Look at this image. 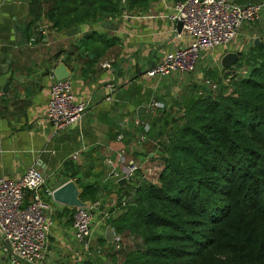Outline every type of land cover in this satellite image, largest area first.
<instances>
[{
	"label": "crops",
	"instance_id": "0c3cea01",
	"mask_svg": "<svg viewBox=\"0 0 264 264\" xmlns=\"http://www.w3.org/2000/svg\"><path fill=\"white\" fill-rule=\"evenodd\" d=\"M172 1L148 0L145 6L124 8L116 18L97 20L68 31L46 29L41 34L37 28L46 24L41 17L29 35L30 0H0V65L10 60L9 73L0 75V178L18 180L34 167L46 176L55 174V178L47 180L56 188L70 179L64 174L63 166L67 163L77 169L74 180L101 183L102 190L95 200L107 208L117 206V196L123 194L120 188L123 185L113 184L110 178L121 169L117 161L120 149L126 151L127 159L138 163L137 177L159 163L153 145L136 140L143 124H149L151 136L171 130L178 119L177 108L183 106V96L192 87H201L197 81L207 72L217 73L223 54L238 51L227 46L219 52L201 55L198 64L201 67L197 66L196 72L186 78L165 77L160 82L148 78L145 71L160 62L167 51L189 42L186 37L175 39L171 33L176 26L167 18ZM125 11L132 17H121ZM255 29L245 28V37L257 36ZM35 32L41 39L31 42ZM93 32L103 36L106 43L95 40L96 36L86 38ZM112 37L116 38L113 44ZM85 44H93L97 53V60L91 65L86 63V56L94 54L85 49ZM107 44L108 49L102 52L101 46ZM205 56L212 59L209 64L214 63L209 69H205L208 64ZM107 59H113L109 70L101 67V62ZM60 61L70 71L68 78L76 98L88 94L94 98L78 123L55 133L46 121V111L52 82L50 72ZM106 83L114 86L112 101L103 100L108 93ZM151 98L165 102L168 109L149 108ZM139 106L145 107L140 115ZM135 121L140 126H135ZM120 132L122 140L117 139ZM64 207L53 208L50 248L43 264H120L123 256L115 250L103 254L106 243L101 238L100 249L92 248V257L83 254L73 239L69 214L72 211L67 215Z\"/></svg>",
	"mask_w": 264,
	"mask_h": 264
},
{
	"label": "trees",
	"instance_id": "16d2710c",
	"mask_svg": "<svg viewBox=\"0 0 264 264\" xmlns=\"http://www.w3.org/2000/svg\"><path fill=\"white\" fill-rule=\"evenodd\" d=\"M147 3L30 0L27 30L30 35L43 17L49 30L68 31ZM94 39L106 43L103 36ZM92 45L85 46L94 54L86 56L89 65L97 60ZM247 53L248 73L230 80V92L197 94L192 87L183 96V115L163 134L170 141L156 181L139 177L120 187L124 211L107 224L125 241L134 239L120 264H264V40ZM63 168L66 178L78 173L67 163ZM75 182L82 200L95 201L99 181Z\"/></svg>",
	"mask_w": 264,
	"mask_h": 264
},
{
	"label": "built area",
	"instance_id": "2783aa9c",
	"mask_svg": "<svg viewBox=\"0 0 264 264\" xmlns=\"http://www.w3.org/2000/svg\"><path fill=\"white\" fill-rule=\"evenodd\" d=\"M120 3L126 5V0H120ZM121 17L130 18L132 15L125 11ZM111 18L113 17L106 19ZM167 18L175 25L178 21L182 22L181 31L174 26L171 32L173 37L175 39L186 37L189 42L167 51L160 62L145 71L146 76L156 82H160L165 77L186 78L194 74L201 55L210 54L218 46L228 45L245 22L248 23L247 30L249 31L256 25L260 29V35H251L252 42L255 38L264 39V0L244 2H239V0H174L170 4ZM46 29H48L47 24L38 27L41 34ZM33 41L34 38L31 42ZM112 62L113 59L103 60L101 67L109 70L112 68ZM213 65L214 63L209 64L208 62L205 69ZM219 70L220 74L226 73L221 66ZM226 71L242 75L234 76V78L231 75L226 78L228 92L232 90L229 85L231 79H238L248 73L247 68L238 70L233 66ZM50 77L52 82L47 102L46 121L55 133H61L82 119L91 106L94 95L88 94L77 99L69 78L56 79L53 70L50 72ZM197 84L210 90L220 88L217 82L207 76L201 77ZM104 87L108 89V93L104 95L103 100L112 101L114 86L112 83H106ZM1 94L0 91V96ZM148 107L167 110L169 105L151 98ZM183 112V107L177 108V117L180 118ZM134 124L140 126L139 121H135ZM149 132V124H143L142 132L136 140L138 143L149 141L155 149L159 163L146 173L142 172L140 177L155 182L163 169L164 154L162 153L170 139L167 135L151 136ZM117 139H123L122 132L118 134ZM117 161L121 169L111 174L112 183L119 185L118 181L125 178V184L132 185L133 180L139 178L137 177L140 170L138 163L127 159L123 148L118 151ZM53 190L54 188L48 184L46 177L34 167L27 169L18 180L0 178V264L44 263L50 248L49 235L53 215V206L50 201H53ZM113 206L114 204L103 208L101 203L95 200L91 201L89 207L74 208L72 235L84 255L92 257V248L100 249L98 239L105 240L107 223L122 214L125 203H119L117 200V206ZM105 243L106 247L102 251L104 255L113 249L116 254L123 256L132 249V244L126 242L116 232L112 242L105 240Z\"/></svg>",
	"mask_w": 264,
	"mask_h": 264
},
{
	"label": "water",
	"instance_id": "95a60500",
	"mask_svg": "<svg viewBox=\"0 0 264 264\" xmlns=\"http://www.w3.org/2000/svg\"><path fill=\"white\" fill-rule=\"evenodd\" d=\"M176 28L178 31H181L182 29V22L178 21L176 24ZM72 32H74L72 30ZM259 38H255L253 44L256 45L259 43ZM241 52L240 51H234V52H226L222 55L220 58V65L223 69L231 68L235 65V63L238 61L239 56ZM9 63L10 60L6 59V61L0 65V75L9 73ZM53 74L56 79H65L70 76V71L68 70L66 64L63 61H60L57 63L53 68ZM8 81L4 84L3 90L6 91L8 87ZM145 107L139 106L137 109V114L140 115L142 112H144ZM126 183L125 178H121L118 181V184L123 185ZM96 189L98 191L102 190V187L100 184L96 185ZM81 189L78 187L77 183L74 179L70 178L54 188L52 192V199L54 202L65 206L70 209L78 208V207H89L91 201L90 200H82L80 195ZM114 230L111 226H107L105 230V240L108 242H112L114 238Z\"/></svg>",
	"mask_w": 264,
	"mask_h": 264
},
{
	"label": "rangeland",
	"instance_id": "374dc122",
	"mask_svg": "<svg viewBox=\"0 0 264 264\" xmlns=\"http://www.w3.org/2000/svg\"><path fill=\"white\" fill-rule=\"evenodd\" d=\"M243 1H245V0H243ZM247 24L248 23H243V25L241 26V28H240V30H239V32H238V34L236 35V37L228 44V45H226V46H218V47H216V49H215V51L216 52H219V51H221L222 49H224V48H227V46H228V48H236L238 51H240L241 52V54H240V59L238 60V63L236 64V65H234L233 67H236V69H242V68H248L247 67V65H246V63H245V57L246 56H244V55H246V54H248L247 52H248V50H249V48L252 46V44H253V42H252V36H251V38H249V39H247L246 37H245V28H247ZM254 27H256L257 29H258V31H257V29H255L254 31L258 34V35H260V29H259V27H258V25H256V26H254ZM75 30V29H74ZM73 30V31H74ZM262 40H264L263 38H261ZM205 58L207 59V61L206 62H211L212 61V59L210 58V57H206L205 56ZM247 58V57H246ZM203 64V63H202ZM198 67H201L200 65L198 66ZM206 68V67H205ZM227 69H231V68H227ZM205 70V69H204ZM248 70H249V68H248ZM218 71L219 70H217V73L215 74L216 75V77H212V76H210V72H212L213 73V70H211L210 72H207V74H205L204 76H207V77H209V78H211L214 82H217L218 83V85L221 87V89L224 91V92H227L226 90H225V88H228V87H226V85H227V77L228 76H231L232 75V78H234V76H242L240 73L239 74H234V73H232V72H230V71H226V73L224 74V73H222V74H220V73H218ZM215 72V71H214ZM232 73V74H231ZM230 85V84H229ZM199 86H201V87H198L197 89H195V92L197 93V92H200V93H197V94H202V93H204V88H205V86H203V85H199ZM39 170V169H38ZM40 171V170H39ZM41 172V171H40ZM42 173V172H41ZM43 174V173H42ZM45 177H46V179H48V180H50L51 178L53 179V178H55V174H52V175H50V176H46L45 174H43ZM49 183V182H48ZM51 202V204H52V206H53V208H59V207H61V205L60 204H58V203H56V202H54V201H50ZM70 215H71V212L69 213ZM67 215H68V212H67ZM70 220V219H69ZM126 242H128L129 244H132V246H134V239L132 238V237H130V238H128V239H126ZM112 256H114V254L112 255ZM0 257H1V255H0Z\"/></svg>",
	"mask_w": 264,
	"mask_h": 264
}]
</instances>
